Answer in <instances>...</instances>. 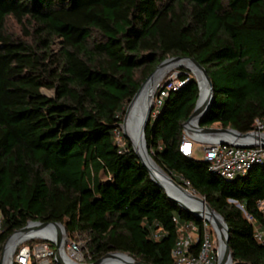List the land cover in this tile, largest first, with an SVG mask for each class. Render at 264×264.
<instances>
[{"label":"trees","instance_id":"1","mask_svg":"<svg viewBox=\"0 0 264 264\" xmlns=\"http://www.w3.org/2000/svg\"><path fill=\"white\" fill-rule=\"evenodd\" d=\"M170 57L195 59L212 82L199 126L247 133L264 117V0H0V252L28 222L82 236L91 263L119 252L173 264V219L195 226L200 245L205 223L151 180L119 127ZM179 72L151 112L148 155L223 218L233 264H264V164L226 180L181 154L199 90Z\"/></svg>","mask_w":264,"mask_h":264},{"label":"water","instance_id":"2","mask_svg":"<svg viewBox=\"0 0 264 264\" xmlns=\"http://www.w3.org/2000/svg\"><path fill=\"white\" fill-rule=\"evenodd\" d=\"M182 61H187L189 62L191 65H193L195 67V69L197 70V73L201 76V78H203V80L206 83L207 86V92H206V96L203 100H201V88H200V83L199 80L196 76L195 73H193L188 67H185L183 65H180L178 67L180 68H186L188 70H190L192 72V74L194 75V78L197 82V86H198V90H199V94H198V99L196 101L195 107L193 112L191 113V115L189 116V118L187 119V121L183 124V128H184V132L188 133V132H192L193 137L198 138L201 142H206V140H204L202 137L204 136H209V137H216V141L214 142H219V143H226L228 141V139L222 138L223 136H230L232 137V139L230 140H236L238 141L237 146L239 147H244V148H248V147H252L253 144L248 143V138H255L256 140H258L259 144L261 146L264 147V137H257L254 136L252 133H240L237 132L231 128H212V127H201L199 126V121L200 119L206 114V112L209 110L210 105L214 99V95H213V85L212 82L209 78V76L207 75L206 70L193 58H185V57H170L165 59L164 61H162L157 67L156 69L153 71V73H151L149 75V77L142 83V85L140 86V88L138 89V91L136 92V94L134 95V97L132 98L131 102L129 103V105L127 106L126 110H125V116L127 114V111L129 110L131 104L137 99V97L140 95L141 91L143 90V88L149 83L151 82L154 74L156 73V71L161 68L162 66L168 64V63H173V62H182ZM159 88V84H157L156 86V90ZM156 93V91H155ZM155 93H154V97H155ZM153 97V98H154ZM153 110V103L149 104L144 112V116L142 118L141 124H140V130H139V137L140 140L144 143L146 150H147V146H146V140H145V129L148 126L149 122H150V116H151V112ZM124 116V119H125ZM124 119L123 122L119 125L120 129H122V125L124 123ZM123 136L128 139L132 145V149L133 152L135 154V156L137 157V159L141 162L142 166H144L148 173L149 176L151 178V180L157 185L159 186L161 189H163V187L156 182L153 177H152V173L150 168L148 167V165L142 160V158L140 157V155L138 154L137 150L135 149L134 144L132 143V141L125 135V133L122 131ZM189 134V133H188ZM194 134V135H193ZM208 142V140H207ZM210 143H213L211 141H209ZM150 156V155H149ZM151 158V156H150ZM152 159V158H151ZM153 160V159H152ZM154 162V161H153ZM155 163V162H154ZM156 164V163H155ZM157 165V164H156ZM161 169V168H160ZM161 171L165 174V178L166 181L176 190L182 192L183 194H188L189 195V190L185 189L183 186H181L179 183L175 182L168 174H166L162 169ZM164 190V189H163ZM165 192V190H164ZM192 193H194L195 195H190L193 199L195 200H199L201 202H203L205 204V206L207 207V209L213 213L215 216H217V218L220 219V221L222 222V225L225 229V237L223 239V247H224V254L222 257H219V253L218 250L216 249V262L215 264H225L226 260L228 259L229 264H233L232 261V257H231V252L228 246V240H229V235H228V228L226 226V223L224 222L223 218L217 213L215 212L206 202L203 198H201L200 196H198L195 192L191 191ZM165 194L167 195V193L165 192ZM167 197L174 202L180 209H182L183 211L189 213L190 215H192L195 218L201 219L200 216H198L197 214L189 211L187 208L183 207L179 202H177L176 200L170 198L168 195ZM47 228H52L57 239L56 241H51L52 243L55 244V246L58 248L59 251V247H60V241L62 236L64 235L65 232V228L61 223L58 222H53V223H40V222H28L23 228L17 230L14 232L13 235H11L3 244L1 252H0V264H2L3 262V256H4V251L5 248L7 247V245L9 244V242L17 235H21V234H25L31 230L34 231H43ZM40 239L43 240H48L44 237H38ZM15 251V250H14ZM58 251L55 253L54 255V262L56 264H64L63 261L61 260V258L58 255ZM14 253V252H13ZM142 264L136 260H134L133 258H131L129 255L127 254H123V253H119V252H110L107 253L105 256H103L102 258L98 259L95 262H92L90 264Z\"/></svg>","mask_w":264,"mask_h":264},{"label":"built area","instance_id":"3","mask_svg":"<svg viewBox=\"0 0 264 264\" xmlns=\"http://www.w3.org/2000/svg\"><path fill=\"white\" fill-rule=\"evenodd\" d=\"M182 84L183 82H179L173 86L172 83H165L159 87L158 94L153 99V116L158 113L168 91L175 90ZM249 133L257 137H264V117L254 121ZM196 143L198 142L195 137L184 132L179 151L184 156H191L194 151L202 152L203 160L209 164V169L226 180L243 176L253 166L264 164V147L255 138H248V143L253 144L252 147L248 148L237 146L238 141L236 140H228L226 143L201 142L203 145L200 147H196ZM1 221L2 216L0 214V233ZM173 221L177 224V230L180 234L171 252L173 264H215L207 232L203 234L200 245H198L199 236L195 226L192 224L180 225L175 219ZM256 238L260 240L261 235L257 234ZM28 259L27 251L21 250L17 256V263L27 264Z\"/></svg>","mask_w":264,"mask_h":264},{"label":"bare ground","instance_id":"4","mask_svg":"<svg viewBox=\"0 0 264 264\" xmlns=\"http://www.w3.org/2000/svg\"><path fill=\"white\" fill-rule=\"evenodd\" d=\"M180 65L188 67L193 73L196 74L199 80V83H200V88H201V100L205 98L206 92H207L206 83L203 80V78H201V76L197 73V70L195 69L193 65H191L187 61L168 63L156 71L151 82H149L143 88L140 95L131 104L125 116L124 123L122 125V130L124 131L125 135L132 141V143L135 146V149L137 150L142 160L150 168L153 179L163 187L167 195L170 198L179 202L183 207L187 208L189 211L200 216L201 219H203L204 221L210 224L213 232L215 233L216 239H217V244H218L217 250L219 253V257H222L224 254L223 239L225 237V229L220 219L217 218V216H215L213 213H211L203 202L199 200H195L190 196V195L192 196L195 195L194 193L189 191V195L183 194L182 192L173 188L166 181L165 174L150 158L144 143L140 140V137H139L140 124L144 116V112L147 106L153 103V99H154L153 95L156 91L157 84L160 82V80L163 78V76L168 71ZM188 133L192 134V132H188ZM202 138L206 140V142L207 140L208 142L216 141V137L204 136ZM222 138H225L228 140L232 139V137L230 136H223ZM38 237H44L48 239L50 242L51 241L54 242L57 239L52 228H47L43 231L31 230L25 234L17 235L9 242V244L5 248L2 264H12V254L14 250L16 249V247L20 245L21 243L25 242L26 240H30V239L38 238ZM63 242H64V238L62 236L61 241H60L58 255L63 261V263L64 264H78L72 259L73 256L77 257V255L75 254V250L71 249L70 254H67L63 248ZM225 264H229L228 259L226 260Z\"/></svg>","mask_w":264,"mask_h":264},{"label":"rangeland","instance_id":"5","mask_svg":"<svg viewBox=\"0 0 264 264\" xmlns=\"http://www.w3.org/2000/svg\"><path fill=\"white\" fill-rule=\"evenodd\" d=\"M6 30L9 33H12L14 35H18L20 33V27L13 21L8 20L6 23ZM185 69L192 77L194 75L192 72L186 68H180L178 66L174 67L170 71H168L163 78L160 80L159 87L162 86L165 83H172L173 86H176L179 83L178 76H179V70ZM158 90V89H157ZM156 90V92H157ZM43 94L47 96H51V91L42 90ZM156 95V93H155ZM212 128H221L219 125L214 124L211 126ZM121 131H123L121 129ZM124 132V131H123ZM197 139L196 147L203 145L201 141ZM194 155L198 159H202V152L194 151ZM260 209L264 212V206L261 205ZM203 223H205V230L206 232L210 233V250L216 251L218 249L217 239L215 236V233L213 232L211 226L209 223L204 221L203 219H200ZM64 242H63V248L67 254H70V250H75L76 256H73L72 259L77 262L78 264H90L91 262L88 261V258L86 256V250H85V240L81 236L74 235L72 238H69L66 234V231L63 235ZM21 250H26L28 255V262L27 264H31L34 262V264H53L54 263V255L58 251V248L55 246L54 243L50 242L49 240H43L40 238H33L30 240H26L25 242L18 245L12 254V264H18L17 263V256Z\"/></svg>","mask_w":264,"mask_h":264}]
</instances>
